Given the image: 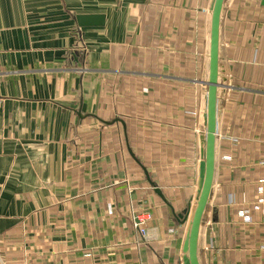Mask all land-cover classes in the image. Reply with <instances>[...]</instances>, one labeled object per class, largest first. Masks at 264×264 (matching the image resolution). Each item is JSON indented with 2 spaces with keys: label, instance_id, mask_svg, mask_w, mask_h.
Wrapping results in <instances>:
<instances>
[{
  "label": "crops",
  "instance_id": "obj_1",
  "mask_svg": "<svg viewBox=\"0 0 264 264\" xmlns=\"http://www.w3.org/2000/svg\"><path fill=\"white\" fill-rule=\"evenodd\" d=\"M211 1L0 0V264H181L186 223L142 167L192 206ZM220 48L203 262L264 264V0H226Z\"/></svg>",
  "mask_w": 264,
  "mask_h": 264
},
{
  "label": "water",
  "instance_id": "obj_2",
  "mask_svg": "<svg viewBox=\"0 0 264 264\" xmlns=\"http://www.w3.org/2000/svg\"><path fill=\"white\" fill-rule=\"evenodd\" d=\"M226 0H212L209 7V46L206 65L207 79L204 83L205 103L202 107L203 133L200 136V160L197 191L191 203L179 214H175L166 202L161 191L149 180L146 170L142 167L146 179L162 201L168 206L171 216L180 223H186V230L181 246V264H204L201 234L206 223L210 200L213 193L216 172V127L222 106L220 87L224 84L223 56L220 48V29ZM79 27L103 26V15H77Z\"/></svg>",
  "mask_w": 264,
  "mask_h": 264
},
{
  "label": "built area",
  "instance_id": "obj_3",
  "mask_svg": "<svg viewBox=\"0 0 264 264\" xmlns=\"http://www.w3.org/2000/svg\"><path fill=\"white\" fill-rule=\"evenodd\" d=\"M261 193V191H260ZM252 208L256 211L259 212L260 216H261V225L263 228V238H264V199H259L257 200L254 205L252 206ZM240 215L242 216V218L244 220H249V211L245 210L242 211L240 213ZM146 220L145 216H137L136 217V224L134 225L136 227V229L141 233L144 234V228H143V224Z\"/></svg>",
  "mask_w": 264,
  "mask_h": 264
},
{
  "label": "rangeland",
  "instance_id": "obj_4",
  "mask_svg": "<svg viewBox=\"0 0 264 264\" xmlns=\"http://www.w3.org/2000/svg\"><path fill=\"white\" fill-rule=\"evenodd\" d=\"M207 217H208V219H209V213H208Z\"/></svg>",
  "mask_w": 264,
  "mask_h": 264
}]
</instances>
